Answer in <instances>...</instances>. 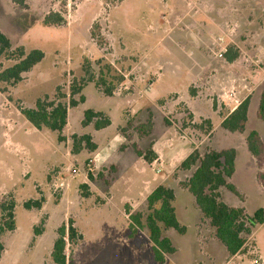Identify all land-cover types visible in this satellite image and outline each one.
Listing matches in <instances>:
<instances>
[{
  "label": "rangeland",
  "instance_id": "374dc122",
  "mask_svg": "<svg viewBox=\"0 0 264 264\" xmlns=\"http://www.w3.org/2000/svg\"><path fill=\"white\" fill-rule=\"evenodd\" d=\"M50 12L63 15L65 23L45 26ZM213 21L226 25L227 36L222 26L211 31ZM0 30L13 48L24 46L45 54L22 82L0 85V200L13 196L16 220L14 231L0 233L4 246L0 264H54L51 253L57 230L69 219L83 235L78 245L67 246L72 264H161L154 259L147 230L129 237L128 214L145 213L147 197L159 184L174 191L178 220L190 226L185 235L173 229L164 232L177 251L163 264H224L226 248L217 242L210 221L204 218L197 230L191 227L198 221L189 213L198 207L185 183L195 168L185 171L180 165L194 150L202 156L213 150L208 117L217 109L220 114L229 112L222 96L231 82L238 87L252 84L257 90L263 87L264 0H28L27 7L0 0ZM200 32L225 37L239 60L214 84L208 71L191 74L188 80L175 71L180 53L199 56L204 51L197 37ZM246 37L256 40L247 55L237 46L245 44ZM86 59L97 79L103 75L117 85L122 76L124 81L111 97L104 94L103 86L88 83L76 96L86 101L69 108L63 140L58 132L36 129L19 108H34L38 99L61 94L68 103L71 85L86 78ZM14 64L0 57V70ZM107 64L117 73H109ZM173 90H179L181 99ZM259 95L253 98L245 132L232 138L240 150L234 181L251 177L243 160L249 132H259L264 141V121L255 112ZM189 96L194 97L190 108L183 102ZM88 109L104 113L112 125L102 130L93 123L84 126ZM84 135L91 136L95 151L81 140ZM154 143L162 162L150 164L137 151L153 152ZM229 144L233 143L224 146ZM259 165L258 175L264 172V162ZM227 195L228 201L237 202ZM41 199L42 209L24 207L28 200ZM248 207H264V192L260 196L251 192ZM35 229L42 233L36 235ZM254 240L264 249V229L256 232ZM253 244L249 240L231 264H255Z\"/></svg>",
  "mask_w": 264,
  "mask_h": 264
},
{
  "label": "trees",
  "instance_id": "16d2710c",
  "mask_svg": "<svg viewBox=\"0 0 264 264\" xmlns=\"http://www.w3.org/2000/svg\"><path fill=\"white\" fill-rule=\"evenodd\" d=\"M21 7H27L28 0H12ZM65 23V18L58 12H50L44 18V25L48 27H59ZM98 27V26H96ZM93 38L96 37L95 27L92 30ZM231 48L227 51V58L233 61L235 57L231 54ZM4 56L15 64L0 70V85L5 84L15 86L23 81L24 74L30 72L35 66L43 61L45 54L40 49L27 51L24 46L13 48L11 40L0 30V57ZM100 64V63H98ZM86 78L81 82H74L71 85L69 102L62 101L65 95H60L55 99L49 97L40 98L36 101L34 108H23L19 110L21 114L36 129L44 128L58 132L59 139L63 140L61 133L68 124L69 108L77 107L79 103H84L85 97L78 101L77 95H80L84 87L91 82H95L97 87H104L105 95L111 97L114 95L117 85L124 81L120 76L117 78V85L108 81L105 76L100 79L91 73L92 63L85 61L83 65ZM109 73L116 72L112 65H106ZM104 71H100L102 74ZM6 92V87L1 89ZM250 100L243 101L222 123V127L232 133H244L248 123ZM257 116L264 121V91L261 96L260 104L257 110ZM168 122V121H167ZM94 124L97 130H102L111 125V119L102 112H95L88 109L84 113L83 125ZM211 126V122L208 121ZM151 124L148 126L150 127ZM81 140L86 142L87 147L95 151L97 146L92 142L90 135H84ZM247 143L250 152L260 162H264V142L256 131H251L247 135ZM139 157L152 164L157 155L153 152L148 154L137 151ZM236 151L234 149L221 152L211 150L203 156L199 151L194 150L180 165V169L189 171L195 168L193 175L185 183V187L194 197L195 204L201 211L205 219L210 221L211 226L216 230V238L225 246L230 257L244 251L248 237L253 231L264 226V209H258L253 215H248L242 208L228 206L221 195L222 188H228L236 192L234 186L229 184L228 180L235 171ZM114 169L115 166L112 165ZM92 178V177H91ZM258 178L264 185V172L258 175ZM86 188V185H83ZM147 210L145 213H129V237L134 238L141 229L147 230L152 242V253L156 262L163 264L166 256L173 255L177 249L172 241L164 235L169 229L175 230L180 235H185L187 228L178 220L176 209L174 207L175 193L166 186L157 187L147 197ZM43 199L28 200L24 203L26 209H42ZM1 224L0 233L12 232L16 229L15 220V201L13 196H4L0 200ZM41 230L35 229V234L40 235ZM83 239V235L75 227L74 221L69 219L67 224H63L57 230V238L54 241L51 258L54 264H72L67 256L68 244L78 245ZM4 246L0 242V258Z\"/></svg>",
  "mask_w": 264,
  "mask_h": 264
},
{
  "label": "crops",
  "instance_id": "0c3cea01",
  "mask_svg": "<svg viewBox=\"0 0 264 264\" xmlns=\"http://www.w3.org/2000/svg\"><path fill=\"white\" fill-rule=\"evenodd\" d=\"M211 24H212L211 26L213 28V30H211V31H213V32L216 31V28H220L221 26H222V28H225V26H226L224 24H220L218 21H213V22H211ZM219 30H222V29H219ZM227 30H229V29L225 28L224 30H222V32H224L223 34L226 33L225 36H227V32H225ZM220 36L221 35H219L217 37V36H215L213 34L212 35L210 34V35L206 36V33L200 32V35H198L197 37H200L202 39V45H203V47H205L204 51L202 50V52H201V54H199V56L198 55H193V53L191 51H186L187 52L186 55H185V53L184 54L180 53L181 61L179 62V65L175 67V71L180 73V74H182L183 77L187 78V80L190 78L191 74H196V73L200 74L202 72L204 73L205 71H208L210 74H212V78L210 80L211 84H214L215 82H217L219 74H221L223 72H226V74L228 72L230 73L231 72L230 69H232V67L235 66L236 63L239 60H238V58L235 55H233L235 57V59L233 61H229L228 60L227 51L230 49V47L227 45L225 37L221 36L222 39H223V43L222 44L218 41ZM249 38L250 37L242 38V40H244L245 44L237 45L238 48L241 51L244 52V54H246L247 51H249L248 49L252 50L251 47L253 46L254 42H256L255 39H252V38L249 39ZM183 43L185 44V42H183ZM186 48L187 47L185 46L184 49H186ZM223 48H225L226 51L224 53V57L220 58L219 57V53H220L221 49H223ZM249 54H251V53H249ZM200 58H202V59H200ZM220 63H222V64L220 65ZM186 78H185V80H186ZM210 88L213 89L214 88L213 85H211ZM139 90H140V88H139ZM179 90H181V89H179ZM179 90H173V93L176 94V95L177 94L179 95L180 94ZM229 90L230 91L231 90H235V99L238 101V103H235L231 98L228 97V95H226ZM263 91H264V85H263V87L261 89L257 90V87H255V85L253 86L252 84H250V85L247 84L246 86H243V87L239 86L238 87V86H236V84H233L231 82L230 85L226 87V91H225L224 95L222 96L223 99L225 100L224 101L225 102V107L228 108L229 112L224 113V114H220L219 110L217 109V110H214V114L215 115H219L220 114V116L216 117L214 114H212L211 116L208 117L209 121L213 125V130L210 133V135L213 136L212 137V139H213L212 140L213 141V150L221 152V151H224V150L234 149L236 151L235 171H234L233 176L228 180V182H229V184L233 185L236 188L237 193H233V192H230L229 190H225V188H222L221 191H220L221 195H222V198L224 199V202L228 206L234 207V208H242V209L245 210V212L248 215H253L260 208L264 209V207H258V208H255V209L252 208V210H251L248 207V200L251 197V192H253V194H256V196H260L264 192V185L260 181V179L258 178V173H259L260 170H262V168L259 165L260 164L259 161L250 152L249 147H248V143H247V147L244 145V148H243V160H244V163H246V166L248 168H250V170H251V177H249V178L243 177V179L234 181V178L238 175V172H239V169H240V167H239V153H240L239 151L240 150L235 144V139L232 140V138H234L235 135L238 134V133H232V132H229L228 130L224 129L222 127V123L225 120V118L228 115H230L246 99L250 100L249 112H248V119H249L250 115H251L253 98L255 97V94L257 92H260V95L258 96V99H256L257 104L255 106V112L257 114V110H258V107H259V104H260V100H261V96H262ZM148 94H149V92H148ZM194 94H193V96L196 98L198 96V91L196 92L197 96L194 95ZM193 96H189V100L188 101H183V102H185L187 104V106L189 108L191 107L192 100L194 99ZM179 99H181L180 95H179ZM193 113H194V111H193ZM252 131H255V130H252ZM239 134H241V133H239ZM260 137H261V135H260ZM261 139H262V137H261ZM228 142H231L233 144H229L230 146H224ZM153 151L157 155V159L154 162L161 163L162 162V156H161L160 152L158 151L156 143L153 144ZM140 158H142V157H140ZM145 185L146 184L144 183V186ZM159 185H161V184H159ZM159 185H157V186L159 187ZM252 185L254 186V188L253 189H249L248 187L252 188ZM153 190H155V189H153ZM227 192H228V194H232L233 196H235V198H237V202L232 201V200H230L228 198L229 201H230L229 202L227 200V198H226L228 196ZM191 199L195 203V200H194L193 196H192ZM193 210H194V207H193ZM197 212H199V213H197ZM189 214H191V216H189V218H194L195 221H198V223H196V224L193 223V226H191V227H193V228H195L197 230L199 228V225H201V223L204 222L203 221L204 220V216L202 215L201 211L198 208L196 209V212L194 211V213L191 212ZM193 214H194V216H193ZM183 226H185L187 228V232L186 233H188L189 230H190V226H188L187 224H184ZM261 229H264V226L257 227L253 231L252 235H250L248 237V241L249 240H253V242H254L253 247H254L255 255H256L257 258L261 259L264 262V249H262L258 245V243L254 240L256 232L261 230ZM248 241H247V243H246V245L244 247V250H245V248L248 245ZM217 242L222 244L218 239H217ZM225 250L227 252V249H225ZM241 254H243V251L241 253H238L237 255H235L233 257H230L228 252H227L224 264H231Z\"/></svg>",
  "mask_w": 264,
  "mask_h": 264
},
{
  "label": "built area",
  "instance_id": "2783aa9c",
  "mask_svg": "<svg viewBox=\"0 0 264 264\" xmlns=\"http://www.w3.org/2000/svg\"><path fill=\"white\" fill-rule=\"evenodd\" d=\"M219 42L222 44L223 43V39L222 38L219 39ZM225 51H226L225 48L221 49V51L219 53V57L220 58L224 57ZM226 95H228V97L231 98L235 103H238V101L235 99V90H231V91L229 90ZM254 263L255 264H264V262L261 259H259V258L255 259Z\"/></svg>",
  "mask_w": 264,
  "mask_h": 264
}]
</instances>
